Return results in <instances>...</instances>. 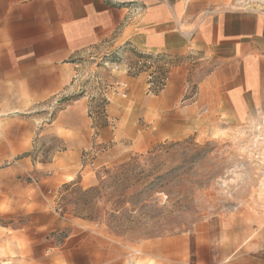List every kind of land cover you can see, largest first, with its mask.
Listing matches in <instances>:
<instances>
[{
	"label": "crops",
	"instance_id": "1",
	"mask_svg": "<svg viewBox=\"0 0 264 264\" xmlns=\"http://www.w3.org/2000/svg\"><path fill=\"white\" fill-rule=\"evenodd\" d=\"M248 1L0 0V161L16 159L4 171L10 184L0 211L26 209L39 189L53 192L80 172L98 124L89 113L97 89L107 100L97 149L107 150L94 165L178 139L179 129L188 136L199 114L209 123H241L263 112L264 10ZM110 43L153 60L149 71L166 74L162 91H153L147 72L121 69L106 81L86 77L82 85L76 58ZM46 137L62 149L36 164L31 184L30 155ZM205 242L211 264L208 232ZM50 249L44 235L22 230L11 242V261L51 264ZM218 251L219 264L226 262L219 237ZM150 262L141 257L135 264Z\"/></svg>",
	"mask_w": 264,
	"mask_h": 264
},
{
	"label": "rangeland",
	"instance_id": "2",
	"mask_svg": "<svg viewBox=\"0 0 264 264\" xmlns=\"http://www.w3.org/2000/svg\"><path fill=\"white\" fill-rule=\"evenodd\" d=\"M152 62L129 56L126 46L114 43L76 58L82 85L90 76L106 81L121 69L147 72L155 88L166 74L150 72ZM193 90L190 86L189 95ZM99 117L96 132L106 126ZM198 118L188 136L179 129L178 139L127 152L104 165L93 163L107 150L96 149L93 132L95 151L88 159L83 153L76 176L53 192L39 189L26 209L0 211V264H15L10 245L22 230L44 235L51 264H135L141 257L149 264L156 258L157 264H208L207 232L211 264H219L218 237L227 256L221 264H264V111L241 123ZM58 149L62 145L53 137L36 142L27 181L34 184L36 164L48 162ZM15 161H0V210L10 184L4 171Z\"/></svg>",
	"mask_w": 264,
	"mask_h": 264
},
{
	"label": "built area",
	"instance_id": "3",
	"mask_svg": "<svg viewBox=\"0 0 264 264\" xmlns=\"http://www.w3.org/2000/svg\"><path fill=\"white\" fill-rule=\"evenodd\" d=\"M249 3H252V4H256L258 6H260L263 10H264V2L260 1V0H249L248 1ZM165 81H166V78L165 77H160V79L158 80V82L156 83L155 85V88L153 87V84L152 83H149V85L151 87L154 88V91L155 92H160L162 91L163 87H164V84H165ZM122 88V91H121V96L123 98L126 97V87L125 86H120V89ZM92 100H95L97 101L96 102V106H98L99 108L97 109V112L99 113L100 117L99 118H104V114H103V110H102V107L101 105L106 102V99L104 98V95L102 93V90L101 89H97L96 90V93H95V96L92 98ZM98 100H99V104H98ZM100 105V106H99ZM93 107L92 105H90V109H89V113H90V117L93 119L95 118L96 115H98L96 112L93 111ZM95 129V128H94ZM96 135H97V132L94 131V138H96ZM96 147L98 146V144L95 145ZM97 149V148H96ZM95 151L94 147H92V149L89 151V152H86V159H88V155L92 154L91 155V158L93 156V152Z\"/></svg>",
	"mask_w": 264,
	"mask_h": 264
},
{
	"label": "trees",
	"instance_id": "4",
	"mask_svg": "<svg viewBox=\"0 0 264 264\" xmlns=\"http://www.w3.org/2000/svg\"><path fill=\"white\" fill-rule=\"evenodd\" d=\"M98 108H99L98 106H96V107L94 106V107H93V111L96 112V113L99 115V113L97 112V109H98ZM101 119H102V118H101Z\"/></svg>",
	"mask_w": 264,
	"mask_h": 264
}]
</instances>
